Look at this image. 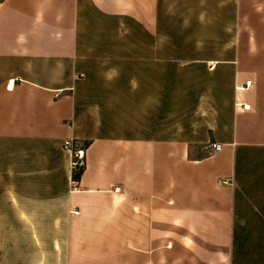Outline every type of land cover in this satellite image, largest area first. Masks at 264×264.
<instances>
[{
  "label": "crops",
  "instance_id": "obj_1",
  "mask_svg": "<svg viewBox=\"0 0 264 264\" xmlns=\"http://www.w3.org/2000/svg\"><path fill=\"white\" fill-rule=\"evenodd\" d=\"M253 147L264 0H0V264H232Z\"/></svg>",
  "mask_w": 264,
  "mask_h": 264
},
{
  "label": "rangeland",
  "instance_id": "obj_2",
  "mask_svg": "<svg viewBox=\"0 0 264 264\" xmlns=\"http://www.w3.org/2000/svg\"><path fill=\"white\" fill-rule=\"evenodd\" d=\"M234 188L232 264H264V147L238 150Z\"/></svg>",
  "mask_w": 264,
  "mask_h": 264
},
{
  "label": "built area",
  "instance_id": "obj_3",
  "mask_svg": "<svg viewBox=\"0 0 264 264\" xmlns=\"http://www.w3.org/2000/svg\"><path fill=\"white\" fill-rule=\"evenodd\" d=\"M15 83H16V80L15 79H12L9 81L8 83V86H7V90L8 91H11L13 90L14 86H15ZM251 85L250 82H248L244 87H237L236 90L238 91H241V90H244L246 88H249ZM236 107L237 108H241L242 110H246V111H249L250 110V107L247 106V105H243V104H240V103H237L236 104ZM64 150L71 154L72 157H73V164L72 166L74 167V169L76 168H82L83 165H84V153L83 151H75L73 149V142L72 141H66L64 143V146H63ZM212 149L214 152H218L221 150V146L218 145V144H214L212 145Z\"/></svg>",
  "mask_w": 264,
  "mask_h": 264
},
{
  "label": "trees",
  "instance_id": "obj_4",
  "mask_svg": "<svg viewBox=\"0 0 264 264\" xmlns=\"http://www.w3.org/2000/svg\"><path fill=\"white\" fill-rule=\"evenodd\" d=\"M80 175H81V169L78 170V172L76 173L75 179H79L80 178Z\"/></svg>",
  "mask_w": 264,
  "mask_h": 264
}]
</instances>
